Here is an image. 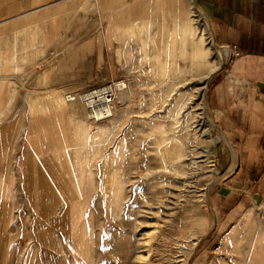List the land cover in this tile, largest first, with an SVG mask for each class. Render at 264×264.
<instances>
[{
    "label": "rangeland",
    "instance_id": "rangeland-1",
    "mask_svg": "<svg viewBox=\"0 0 264 264\" xmlns=\"http://www.w3.org/2000/svg\"><path fill=\"white\" fill-rule=\"evenodd\" d=\"M194 14L209 47V61L221 66L228 59L222 57L226 47L215 42L203 13ZM148 23L159 24V20ZM132 29H111L114 42L104 45L101 56L105 58L98 69L86 68L89 75L78 76L88 85L78 84L62 93L66 100L68 93L80 95L104 84L116 85L112 115L96 120L80 99L66 100L63 104L72 112L62 123L63 130L37 142L44 140L52 147L35 149L51 154L52 162L37 165L29 182L21 172L0 171V264H58L59 256L63 264H139L137 255H143V264H264V204L246 217L236 216L234 227L212 239L207 257L194 262L200 246L194 252L197 239L187 232L201 225L205 211L209 218L213 214L205 203L223 179L220 175L230 173L220 168L218 151L221 146L227 149L226 163L232 167V147L220 137L212 112L198 96L208 71L192 72L189 60L180 58L183 73L172 75L168 66L161 74L159 42H154L159 27H149L148 38L142 33L133 36ZM46 62L47 58L39 60L37 67ZM1 63L12 61L0 60V73L13 71ZM212 77L205 95L207 106ZM13 78L0 75V88L6 89L0 93L6 102L0 103V149L4 148L0 157H9L24 138V128L18 141L11 138L12 116L26 115L28 104L11 103ZM27 80L26 75L20 77V98L25 100ZM80 126L86 131H79ZM208 133L217 140L207 139ZM117 179L122 184L119 215L112 210ZM71 189L79 190V196L71 198ZM54 197L58 209L51 219L56 220L66 204L77 198L81 248L50 220ZM52 229L62 254L49 241Z\"/></svg>",
    "mask_w": 264,
    "mask_h": 264
},
{
    "label": "crops",
    "instance_id": "crops-1",
    "mask_svg": "<svg viewBox=\"0 0 264 264\" xmlns=\"http://www.w3.org/2000/svg\"><path fill=\"white\" fill-rule=\"evenodd\" d=\"M182 1L163 0L172 14H178ZM196 1L211 22L215 42L228 47V59L215 71L206 99L217 126L235 147L238 163L227 166V149L219 148V166L230 173L220 175L223 179L205 203L213 214L209 218L205 211L196 227L194 252L200 248L195 263L207 257L213 238L234 227L236 216L246 217L264 204V0ZM150 20H159V0H0V60L12 61L1 66L13 68L0 75L14 76L11 103H28L26 115L12 116V140H19L22 128L24 138L9 157L1 155L0 171L21 172L29 182L37 165L52 162L51 154L35 149L52 147L45 141L52 131L61 132L71 115L68 107L55 103H66L63 92L88 85L78 76L89 75L86 68L98 69L104 45L114 42L111 29L159 27ZM25 75L27 100L20 98V77ZM40 139L45 141L37 143Z\"/></svg>",
    "mask_w": 264,
    "mask_h": 264
},
{
    "label": "bare ground",
    "instance_id": "bare-ground-1",
    "mask_svg": "<svg viewBox=\"0 0 264 264\" xmlns=\"http://www.w3.org/2000/svg\"><path fill=\"white\" fill-rule=\"evenodd\" d=\"M156 2V1H155ZM193 2V4L191 3ZM128 10V9H127ZM203 13L202 17L206 19V22L212 28L210 20L204 14L202 8L197 4L196 0H183L179 5L178 14H172L170 8H166V4L163 0H159V38L154 40V42H159V68L161 69V74H165L168 66L172 75H177L183 73L184 68L180 67L179 59H188L189 60V70L192 72H203L208 71L206 75L205 84L197 91L198 96L201 99L202 106L207 110V104L205 102V95L207 93L208 81L212 77L215 70L219 68V64H214L209 61V47L206 45V38L202 28H200L196 23L193 15L194 13ZM150 16V15H149ZM156 16V15H155ZM128 17V16H127ZM155 21V20H154ZM128 23V22H127ZM213 29V28H212ZM214 31V30H213ZM149 27L143 26L139 28H134L131 30V34L134 36L136 34H145L148 38ZM157 38V36H156ZM211 41V40H210ZM225 48V47H224ZM228 47L222 53V57L226 58L229 54ZM158 57V56H157ZM190 72V71H189ZM200 74V73H199ZM174 77L170 78V83L174 84ZM189 95V94H188ZM186 100V99H185ZM190 101V100H189ZM57 107H64L63 103H55ZM203 108V110H205ZM210 113V112H208ZM211 116V115H210ZM208 118L212 121V118ZM220 137L226 141V144L232 147V167L237 164L238 154L234 148L231 141L226 137L221 129ZM79 131H86L85 127L80 126ZM78 131V132H79ZM207 139L215 141V137L207 134ZM218 138V137H217ZM122 184L116 180L113 187V212L121 213V200L119 199V190ZM79 190L71 189L70 196L74 198L79 196ZM77 198L75 201H71L69 204H66L65 211L62 217L56 219H51L57 214V199L54 197L52 200V207L50 210V220L55 222V225L62 227L70 234V240L73 245H76L78 248H81L84 244V240L81 236V230L78 224V216L80 212V205L78 204ZM56 220V221H55ZM55 230L52 229L51 241L59 251V254L63 253L59 239L55 235ZM196 234V229L189 230L187 232L188 237H192ZM140 254V253H139ZM142 254V253H141ZM143 255H137L136 258L141 262ZM58 264H63V257L59 256L57 259Z\"/></svg>",
    "mask_w": 264,
    "mask_h": 264
},
{
    "label": "built area",
    "instance_id": "built-area-1",
    "mask_svg": "<svg viewBox=\"0 0 264 264\" xmlns=\"http://www.w3.org/2000/svg\"><path fill=\"white\" fill-rule=\"evenodd\" d=\"M115 86L104 84L91 88L80 95L68 93L65 98L67 101L80 99L86 105L91 117L101 120L110 117L115 111Z\"/></svg>",
    "mask_w": 264,
    "mask_h": 264
}]
</instances>
